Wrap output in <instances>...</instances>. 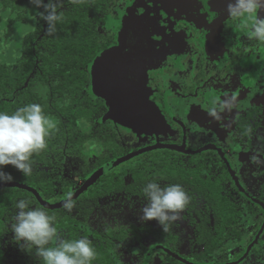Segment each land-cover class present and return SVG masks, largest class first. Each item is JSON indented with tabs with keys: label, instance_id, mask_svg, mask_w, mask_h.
<instances>
[{
	"label": "flooded vegetation",
	"instance_id": "obj_1",
	"mask_svg": "<svg viewBox=\"0 0 264 264\" xmlns=\"http://www.w3.org/2000/svg\"><path fill=\"white\" fill-rule=\"evenodd\" d=\"M84 1L79 0V3L73 4L71 0H63L59 10L60 12L75 10ZM86 1H88L87 7L91 10L92 19L96 20L94 24L97 33L100 34L104 44H106V48L88 65L90 82L86 91L91 99L101 103L105 108L104 115L97 119L95 124L111 125L113 128L118 126L121 132H119L118 137V133L114 128L115 141L118 147L124 151L122 155L111 159L107 163L133 151L158 143L176 146L185 144L188 150H198L206 145L213 144L224 152L245 191L254 200L262 204L253 201L240 192L224 160L217 151L209 150L201 154L189 155L168 149L154 150L136 158L161 151L177 153L187 157V159L193 156H202L205 153H209L212 157L210 152H213L215 165L207 164L206 166L213 168L217 165L220 167L222 161L237 191L245 197L243 199L235 190H232L230 197L228 196L236 205H239V211L242 213L238 225L229 224V226H225L221 230L222 225L220 223L217 225L212 211L207 207L206 202L197 195L190 199L192 201H202L205 205L204 211L206 214H203V211L196 207L197 205H191L193 209L189 211L193 215L190 223L197 233V239L200 234L198 224L201 223L202 219H205L206 230L212 232L213 237L219 238V242L216 245L230 243L231 245L243 246L231 256L227 253L230 258L229 261L221 262V254L216 251L212 256L218 253L219 258H210L208 261L198 262L191 259L194 255L185 256L167 246L174 245L177 238L173 235H166L163 231L151 230L152 232L148 236L144 235L140 237V240L137 238L134 240L141 241L144 237H150L153 242L148 247V250L153 245H165L194 263L212 264L238 260L260 234L251 253L240 264H244L253 254L260 255L261 248L264 247V229L260 233L264 224V44L248 39L246 30L237 27L238 22L229 18L227 12L229 0ZM45 3H47V0H45ZM42 11L43 9H36L31 5L29 0H0V48H2L0 50V63H6L10 67L13 63V57L12 60L7 57L3 59L1 58L3 55L1 53H5L6 56L10 53L8 52V47L14 41L15 26L21 31L23 25L29 26L32 19L31 16L37 17L34 27L27 30L22 36L21 44L28 33L38 29L42 21L40 17ZM258 15L264 16V11H260ZM105 17H111L114 20L116 23L114 27L107 28L103 24ZM247 23L250 25L251 21H247ZM46 28L47 25L43 21V32L35 40L34 46L43 38ZM123 35L127 36L128 51L144 52L150 49L152 44V50L156 52H153V54L158 56L157 53H159L160 56V59H158L153 54L148 55L153 63L151 69H147L143 74L140 86L138 89H127V91H124L131 93V96L134 95L139 101L147 105H156L163 117V122L158 123V117L153 109L149 107L146 110L147 112L142 114L140 120L143 123L139 124L136 131L129 130L109 118L113 100L125 105L121 98L130 99L131 96L126 97L123 94L113 96L111 91L109 92L108 89L102 87L94 89L95 82L99 84L100 78L96 77L93 70L95 64L102 56L105 57L107 55L104 59L106 60L104 61L103 73L105 82L110 85L115 80L117 72L121 68L120 64L117 63V59L122 57L120 54L123 53L122 49L126 41L125 39L124 41L122 40ZM109 53H114L110 55L113 59L108 58L110 57L108 56ZM36 61L37 70L40 61L38 58ZM236 72L240 73L239 83L236 89H231L229 81ZM110 76L112 77L111 80L108 79ZM117 80L119 81L120 79ZM40 94L45 96L44 91H40ZM233 97L235 99L231 110L220 113L219 119L209 114L211 107L222 102L225 98ZM137 116H141V113ZM209 119H212V121ZM145 120L150 122L152 120L157 125V128L152 130L148 127L146 128ZM87 127L89 126L87 125ZM206 127H210L207 132L213 139L207 135ZM89 130L85 132H89ZM123 132H126V135H128L126 138L130 139L129 141L127 140L129 149H125L126 147L122 146L118 141V138L122 137ZM228 137L229 141L226 143L225 141H227ZM231 138H235V143L232 142L235 145V149L240 147L241 143L245 144L240 147L244 149L243 153L240 152L237 157L229 151L228 144L232 140ZM209 140L210 142H207ZM190 144L196 147L191 149ZM97 145L104 148L105 153L103 155L107 154L108 149L102 144L91 146ZM245 161H248V169L253 171L260 170V176L252 175L250 180L247 181L241 171V164H244ZM99 168L94 169L90 176ZM229 186L231 185L229 184ZM76 190L72 191V194ZM87 193L88 191L83 195ZM63 209L55 211H62ZM77 214L79 213L77 212ZM245 215H247L246 224L244 223ZM209 216L213 219L211 228L207 224ZM71 217L77 218V215ZM196 244L206 245L199 243L197 240ZM244 245H247L245 250L236 258L235 255L244 248Z\"/></svg>",
	"mask_w": 264,
	"mask_h": 264
},
{
	"label": "trees",
	"instance_id": "obj_2",
	"mask_svg": "<svg viewBox=\"0 0 264 264\" xmlns=\"http://www.w3.org/2000/svg\"><path fill=\"white\" fill-rule=\"evenodd\" d=\"M87 6L88 1L85 0L75 10L61 12L63 20L57 24L56 34L48 36L46 28L43 38L34 46L35 40L43 32L42 19L38 29L24 37L20 44V53L14 58L11 67L6 63H0V111L11 114L26 104L38 103L42 106L44 114L51 117L56 125L47 139L46 150L32 158L35 169L50 166L52 158L65 151L71 155L83 156L88 145L102 144L108 149L107 154L99 156L95 169L124 153L116 144L114 128L111 125L95 124V121L104 115L105 108L101 103L91 99L86 91L90 82L88 65L106 48L102 37L97 33L94 24L96 20L92 19L91 10ZM37 58L40 63L36 70ZM41 90L45 96L40 94ZM84 125H88L91 130L83 131ZM210 153L212 157L205 153L187 159L177 153L161 151L133 159L102 177L75 203H80V209L87 210L90 201L91 204H96L108 195L117 196L125 193L143 197L142 189L147 182L164 181V185H182L191 199L194 195L203 199L212 211L217 225L219 223L222 225L221 230L229 224L238 225L242 213L239 211V205L229 198L232 190L238 192L237 188L221 160L220 167L206 166L215 165L214 153ZM4 170L11 173L13 181L36 188L42 197L50 202H57L65 198L68 192H72L69 183L57 188L46 171L36 170L32 175L24 176L13 167L7 166ZM124 175H130V183L125 182ZM238 194L241 195L239 192ZM241 197L245 199L244 196ZM20 199L31 200L36 207H41L28 191L0 188V264H5L2 239L11 220V214L16 210L14 205ZM192 209L193 207H189V210ZM46 211L57 217L58 232L63 238L78 239L86 236L92 241L97 252L93 264H122L116 241L120 244L125 243L127 238L140 240V237L148 236L152 232L150 228H137L131 225L120 228L106 227L101 233L88 230L89 211H85L86 217L83 219L61 215L62 211ZM204 220L198 224L200 234L197 241L206 245H199L203 250L191 259L198 262L208 261L212 254L218 251L221 254V262L229 261L223 245H216L219 238L213 237L212 232L206 230ZM167 246L175 250L173 248L175 245ZM246 246L244 245V248L235 255L236 258L242 254ZM147 251L148 248L144 253ZM24 254L35 260L36 264H42L34 250L31 253L24 251ZM148 264L183 263L163 251H156Z\"/></svg>",
	"mask_w": 264,
	"mask_h": 264
},
{
	"label": "clouds",
	"instance_id": "obj_3",
	"mask_svg": "<svg viewBox=\"0 0 264 264\" xmlns=\"http://www.w3.org/2000/svg\"><path fill=\"white\" fill-rule=\"evenodd\" d=\"M36 9H43L41 19L47 25V35L54 36L57 24L63 20L60 7L63 0H29ZM73 4L79 0H71ZM264 0H229L228 16L238 22L237 27L246 30L248 39L264 44ZM247 21H251L249 25ZM233 98H225L209 109V114L220 118V113L230 111ZM56 125L53 119L44 114L38 103L19 107L11 114L0 111V183L14 180L4 169L12 166L24 176L33 173L32 158L47 148V139ZM147 203L139 217L142 223L155 221L164 233L181 219L180 213L190 203V197L180 184L162 186L150 180L143 186ZM16 212L10 225L14 241L22 251L40 258L42 264H93L97 258L96 249L86 236L78 239H65L58 232L57 217L44 208L33 207L31 200L20 199L15 203ZM75 206L72 192L64 198L63 207L71 212Z\"/></svg>",
	"mask_w": 264,
	"mask_h": 264
},
{
	"label": "rangeland",
	"instance_id": "obj_4",
	"mask_svg": "<svg viewBox=\"0 0 264 264\" xmlns=\"http://www.w3.org/2000/svg\"><path fill=\"white\" fill-rule=\"evenodd\" d=\"M31 23L27 27V25L22 26V30L20 31L17 26L14 28V41L8 47V52H10L7 56L5 53L3 54L1 58L6 59L9 58L13 60L17 57V55L20 52V41L22 39V36L26 33L27 30L34 27V25L37 22V17L31 16ZM104 25L107 26V28L113 26L116 24L111 17H105ZM1 31V28H0ZM125 41V45L122 49L123 53L120 54V56L117 59V63L120 64L121 68L118 70L116 78L110 85L105 82L103 73H104V59L107 57L102 56V58L97 61V63L94 66L93 73L96 75L97 78H100L99 84L95 82L94 89H98L99 87H102L104 89H108L109 92L111 91L113 96L123 94L126 97H130L131 93H126L124 91H127V89H138L140 86V83L142 81V76L145 73L147 69H151L152 66V60L148 57V55L153 54L155 52L152 50V44L150 49H147L144 52L140 51H128V41L127 36L123 35L122 40ZM2 48H0L1 50ZM133 52V53H132ZM156 53V52H155ZM114 53H109L108 56L112 55ZM125 54V55H124ZM153 54L156 58L160 59L159 53ZM124 55V56H123ZM110 59H113L112 56L108 57ZM157 59V60H158ZM240 73L236 72L234 76L229 81V85L231 89H236L237 84L239 83V76ZM119 76V77H118ZM117 79H120L119 81ZM97 81V80H96ZM43 91V90H41ZM123 103H126V107L128 110L134 115V113L129 109L131 105V99L128 98H121ZM112 108L115 110V113L119 115L121 119H126L128 117L132 118L133 115L127 114L126 107L124 104L118 103L116 100H113L111 103ZM132 108V107H131ZM133 110H137L138 106L135 108H132ZM108 119V116H107ZM154 120V119H152ZM151 120H145V127L149 128L150 130L156 129L157 125ZM212 121V119H209ZM212 124V123H210ZM209 124V125H210ZM208 125V126H209ZM115 130L118 133L121 132V129L118 128V126L114 127ZM89 127L86 125L83 126V131H88ZM206 132L210 130V127L205 128ZM211 133V132H210ZM212 134V133H211ZM208 136H211L209 132H207ZM128 135H126V132L122 133V137L118 138L119 143L126 147L125 149H129V145L127 140L130 139L126 138ZM212 137V136H211ZM210 138V137H209ZM213 139V137L211 138ZM228 147L230 148V153L237 157V155L242 152L243 148H240L241 146H244V143L240 144V147H237L235 149V145L232 143H235V138H231ZM229 137L226 143H228ZM207 142H210L207 141ZM196 146H192L190 144V148L194 149ZM105 153V150L102 146H90L88 149H86L83 153V156L80 154H74L71 155L69 153L62 152L61 154H57L52 158V164L48 167H38L37 169L33 168V171L36 170H42L46 171L49 175V178L54 180V185L59 188L63 186L66 183H69L72 188L71 191H74L78 189L84 181L90 176L91 172L95 169V163L98 159L99 155H103ZM155 155V154H154ZM244 157V156H243ZM249 161V160H248ZM248 161H245L244 164H241V171L243 175L245 176V179L247 181L250 180L252 175L260 176V170H250L247 168ZM12 167V166H8ZM125 181L127 183L131 182L130 175H124ZM160 184L164 186V181H159ZM90 201V200H88ZM84 203V202H83ZM90 201L88 203L87 210L80 209L81 206L80 203H75V206L73 210L69 213L65 209L62 210L60 213L61 215H67V216H73L77 215L79 219H83L86 217L85 211H89L87 213V222H88V230H96L98 232L103 233L106 229V227H129L131 225L137 227V228H150L153 230H160V226L155 221H150L148 223H142L139 219L141 215V210L143 206L147 203L146 198L143 196H135V195H129V194H122L118 196H108L104 199H100L98 203L91 204ZM242 203V202H241ZM240 203V204H241ZM191 205H197L200 210L203 211V214H206L204 211V203L200 200H194L192 201L190 199V203L188 206L184 209L182 213H180L181 219L177 221L172 229L165 233L166 235H173L175 236L176 242L175 247H173L177 252L185 255V256H192L197 253H200L202 251V247L196 244L197 240V233L194 230L193 225L190 223V219L193 215L191 211H189V207ZM242 205V204H241ZM33 207H36L34 204H32ZM243 206V205H242ZM80 209V210H79ZM89 209V210H88ZM17 210H13V213L11 214V220L9 221L7 225V230L3 236L2 239V250L4 252V258H5V264H36L35 260H32V258H29L24 254V251L21 250L20 246L17 245L14 241V234L11 232L10 225L14 222L13 217L15 215V212ZM77 212L79 214H77ZM210 215V214H209ZM246 216H244V223L246 224ZM208 225L211 228L213 226V219L211 216L208 218ZM153 240L150 237H144L141 241H135L133 238H127L125 243H118L116 241L117 245V252L118 255L122 261V264H142L143 257L145 256V249L151 246ZM243 245H231L230 243L223 245L224 250L228 253L229 256L233 255L235 252H237V249L242 248ZM261 254H253L249 257V259L244 264H264V247L261 248ZM212 259L219 258V254L215 253L212 257Z\"/></svg>",
	"mask_w": 264,
	"mask_h": 264
},
{
	"label": "water",
	"instance_id": "obj_5",
	"mask_svg": "<svg viewBox=\"0 0 264 264\" xmlns=\"http://www.w3.org/2000/svg\"><path fill=\"white\" fill-rule=\"evenodd\" d=\"M160 149H168V150H173V151H177L179 153H183V154H189V155H197V154H201L205 151H209V150H215L217 151L222 159L224 160L227 169L231 175V177L233 178V180L236 183V186L238 187V189L240 190V192H242L246 197L252 199L253 201L261 204L260 202H258L257 200H254L246 191L245 189L241 186L238 177L235 174V171L232 169V166L230 164V162L228 161V159L226 158L224 152L217 146L213 145V144H209L206 145L205 147L198 149V150H188L185 146V144H183L182 146H176V145H171V144H155L152 146H148L142 149H139L137 151H133L131 153H128L126 155H123L107 164H105L104 166H102L101 168H99L97 171H95L84 183L83 185H81L74 193H73V201H77L80 196H82L83 194H85L90 187H92L94 184H96L104 175H106L107 173H109L110 171H112L113 169L119 167L120 165H122L123 163H126L136 157H139L147 152H151L154 150H160ZM0 188H16V189H21V190H25L28 191L29 193H31L35 199L37 200V202L39 203V205L46 209V210H50V211H55V210H60L63 209V203H64V199L56 202V203H51L46 201L42 195L40 194V192L27 184L18 182V181H12L10 183H0ZM262 205V204H261ZM264 229V224L263 227L261 229V232ZM260 237V234L256 237V239L254 240L253 243H251L248 247L247 250L245 251V253L243 254V256L241 258H239L236 261H232V262H228V263H212V264H240L243 260H245L247 258V256L251 253L253 247L255 246V244L258 241V238ZM156 250H162L164 251L167 255L171 256L172 258H174L175 260L183 263V264H205V263H194L188 259H186L185 257H183L181 254L174 252L171 248L165 246V245H153L147 252V255L144 259V263L143 264H147L148 259L150 258V256L153 254L154 251Z\"/></svg>",
	"mask_w": 264,
	"mask_h": 264
},
{
	"label": "crops",
	"instance_id": "obj_6",
	"mask_svg": "<svg viewBox=\"0 0 264 264\" xmlns=\"http://www.w3.org/2000/svg\"><path fill=\"white\" fill-rule=\"evenodd\" d=\"M111 78L112 77L110 76L108 79L111 80ZM131 97H132V100H131L132 102H131L129 109L134 113V115L128 110V108L126 107V103L124 106L126 107L127 114L133 115V117L132 118L128 117V118L123 120L119 117V115H117L115 113V110L111 106L110 107V113H109V118L111 120H113L115 123H117L119 125L126 127L129 130L136 131L139 124L141 122L143 123V121L140 120L142 117V114L144 112H147L146 110L150 107L151 109H153L155 115L158 117V119H159L158 123L163 122V117H162V115H161V113H160V111L156 105H154V106L147 105L144 102L139 101L134 95H132ZM137 106H138L137 110L132 109V108H135ZM140 113H141V116H137Z\"/></svg>",
	"mask_w": 264,
	"mask_h": 264
}]
</instances>
